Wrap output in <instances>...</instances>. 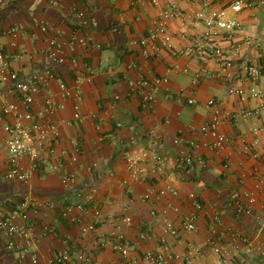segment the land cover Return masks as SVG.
Masks as SVG:
<instances>
[{
  "label": "crops",
  "instance_id": "obj_1",
  "mask_svg": "<svg viewBox=\"0 0 264 264\" xmlns=\"http://www.w3.org/2000/svg\"><path fill=\"white\" fill-rule=\"evenodd\" d=\"M138 1L18 0L0 6V48L11 55L12 68L27 76L47 70L56 73L51 90L60 129L57 148L67 150L69 156L59 157L55 164L77 178L76 190L64 188L60 170L51 168L34 171L28 184L9 182L3 178L7 170L3 147L0 211L14 208L26 192L46 201L66 203L75 201L80 191L93 197L92 207L99 209L105 220L97 231L84 234L82 226L72 225L59 212L34 216V238L25 243L26 251H9L6 238L0 235V264H33V258L44 264L65 251L74 257L88 252L99 264H127L112 246L113 232L124 234L133 243L135 264H146L148 253L182 256L190 245H201L202 261L213 264L216 257L207 243L215 235L229 250L230 264H264V187L260 184L264 181V132L257 146L253 145L252 133L254 128H264V119L238 115L244 109L256 108L261 101L241 102L229 93L232 87H249L237 67V79L221 83L212 77L217 70L214 61L177 54L205 32L204 24L192 18L211 0H159L158 6ZM229 3L220 0L211 8L227 7ZM169 8L178 9L188 19L170 21L169 30L175 36L172 49L158 41V50L150 49L146 56L139 41L149 34L160 13ZM78 10L94 17L98 25L84 26L76 15ZM236 18L243 24L245 36L231 40L224 34L216 44L240 54L237 58L249 57L264 66V6L247 9ZM42 25L50 30L44 32ZM15 26L23 33L14 40L17 47L12 48L13 40L7 33ZM54 31H60L63 42L72 35L85 40L84 44L66 46L67 61L63 65L54 64L47 55L49 41L57 35ZM181 33L186 37L178 36ZM202 69L205 73L194 83ZM156 78H168L169 83L157 90L154 109L146 111L141 102L147 88L139 85ZM61 83L71 97H62ZM260 86L264 92V74ZM10 90L8 85L0 86V115L5 104L15 101ZM211 99L222 111L237 114L236 119L222 123L221 131L230 138L223 152L207 147L213 139L199 131L211 118L212 109L207 106ZM43 109L44 96L39 95L33 111L41 122ZM154 135L161 141L155 150L150 148ZM5 137L0 129V140ZM76 150L78 161L72 163ZM145 151L161 154L166 165L158 175L137 181L128 171L126 153L138 156ZM182 154L193 157L194 164L177 168L176 159ZM24 163L31 167L30 161ZM251 192L258 201L255 217L239 216L234 203L236 199L245 201L244 195ZM146 195L150 199L143 201ZM125 216L132 218L131 225L122 222ZM191 216L197 229L186 232L182 225ZM165 220L181 230L178 236L165 233ZM85 221L96 220L88 214ZM47 227H54L55 233L48 232ZM102 241H106L105 246Z\"/></svg>",
  "mask_w": 264,
  "mask_h": 264
},
{
  "label": "built area",
  "instance_id": "obj_2",
  "mask_svg": "<svg viewBox=\"0 0 264 264\" xmlns=\"http://www.w3.org/2000/svg\"><path fill=\"white\" fill-rule=\"evenodd\" d=\"M18 0H0V6L13 5ZM189 1V0H183ZM220 2V0H211L206 2L204 8L199 11L195 19L202 22L205 26L203 35L195 37L191 47L177 53L178 55H199L206 62L214 61L217 64V70L212 75L213 79L221 83H231L235 81L236 75L234 69L236 67L242 71L241 80L249 83L247 89L242 87H232L229 93L236 95L241 102H249L259 100L261 103L256 108L242 110L238 115L244 118L264 119V92L261 89L260 81L264 74V66L249 57L237 58L240 54L232 53L226 50L222 45L216 44V40L221 35H227L229 39L235 36H245L243 24L236 18L238 14L245 10H251L255 7L264 6V0L257 3H248L245 0H230L227 7L217 9L211 8L212 3ZM138 3H151L154 6L159 5V0H139ZM76 15L81 19L82 24L86 27H96L97 21L94 17L85 11H76ZM230 12L233 16H231ZM188 19L178 9L169 8L162 11L154 21L153 27L149 34L139 41L144 48L146 56L149 55L150 49L158 50L157 42L160 41L162 46L168 49L173 48L175 36L169 30V24L172 20L185 21ZM42 30L47 32L50 30L48 25H42ZM49 41L47 55L49 59L56 65L66 63V46H75L84 44L85 40L72 35L66 42L61 41L60 31ZM23 30L18 27H12L8 31V35L12 38V48L17 47L14 41ZM178 36L185 38V34ZM205 73L202 69L201 74H196L194 83H198L199 78ZM56 80V73L51 70L44 71L33 75H22L12 68L11 55L0 48V86H10V92L15 97V101L5 104L1 109L0 129L5 133L4 141L0 140V149L3 147L7 151V170L4 173V179L9 182H18L28 184L34 171L43 169L60 170L62 176L61 181L64 188L74 190L77 184L76 174L73 172L61 170L55 163L59 157L65 158L69 156L67 150L59 151L57 143L60 138V129L55 117L57 114V104L51 90L52 82ZM168 78H156L153 82L143 81L139 86L146 87L147 90L142 92V107L146 111H151L156 105V92L165 84H168ZM63 98L71 97V92L64 83L60 84ZM44 96V109L40 117L44 120L41 122L36 119L33 111L36 105V97ZM191 104L194 101H190ZM212 109L211 118L200 127V133L209 136L213 142L206 145L211 150L223 152L227 149L230 138L221 131L223 121H230L237 118L236 113L222 111L214 99H211L207 105ZM76 118L80 119L77 112ZM264 132V128H254L252 133L255 135L254 146L259 144V136ZM180 140H176L179 143ZM161 145L160 137L154 135L151 149H159ZM195 147H199L195 145ZM249 151V148L246 150ZM79 152L71 156V162L78 161ZM31 162V167L25 165V161ZM127 167L130 175L137 181H146L151 176L161 173L166 165L164 156L156 152L145 151L141 155H132L126 153ZM195 159L188 155H180L176 159L175 166L179 169H186L192 166ZM260 184L264 187V181ZM76 190V189H75ZM164 194V192H162ZM176 195V192H173ZM245 201L236 199L234 203L235 212L239 216L255 217L254 208L257 204V197L254 193H246ZM92 196H85L82 192L77 191L75 201L59 203L56 201H46L37 197L33 192L22 194L20 200L15 207L7 211H0V235L6 238V248L9 251L20 254L26 251L25 243H31L34 238V222L32 218L46 212H59L60 216L72 225H80L83 233H91L98 230L100 224H104L105 220L99 209L92 207ZM150 199V195L142 197L143 201ZM199 208H201L199 206ZM88 214L95 218V222L86 224L85 219ZM115 222V221H114ZM122 222L126 225L132 224V218L125 216ZM165 233L170 236H178L181 231L174 224L165 220ZM186 232H194L197 227L195 217L187 218L183 225ZM48 232L54 234V227H47ZM112 246L127 264H135L132 260L133 243L124 235L117 232L112 233ZM102 246L106 245V241H102ZM207 245L216 257L213 264H230L229 250L225 247L220 238L216 235L209 239ZM169 248L167 247L166 250ZM203 247L201 245H190L188 251L182 255H172L170 253H148L144 257L146 264H210L204 263ZM33 264H41L38 258L32 259ZM44 264H99L92 254L88 252H80L77 257L69 251L55 254L50 260Z\"/></svg>",
  "mask_w": 264,
  "mask_h": 264
}]
</instances>
